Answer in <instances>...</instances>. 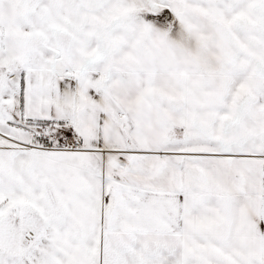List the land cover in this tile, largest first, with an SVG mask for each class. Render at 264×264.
<instances>
[{
    "label": "snow or ice",
    "instance_id": "obj_1",
    "mask_svg": "<svg viewBox=\"0 0 264 264\" xmlns=\"http://www.w3.org/2000/svg\"><path fill=\"white\" fill-rule=\"evenodd\" d=\"M0 264H264V0H0Z\"/></svg>",
    "mask_w": 264,
    "mask_h": 264
}]
</instances>
